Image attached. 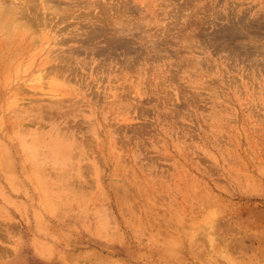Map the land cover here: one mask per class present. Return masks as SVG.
Segmentation results:
<instances>
[{
    "label": "rangeland",
    "instance_id": "1",
    "mask_svg": "<svg viewBox=\"0 0 264 264\" xmlns=\"http://www.w3.org/2000/svg\"><path fill=\"white\" fill-rule=\"evenodd\" d=\"M0 9V264H264V0Z\"/></svg>",
    "mask_w": 264,
    "mask_h": 264
},
{
    "label": "bare ground",
    "instance_id": "2",
    "mask_svg": "<svg viewBox=\"0 0 264 264\" xmlns=\"http://www.w3.org/2000/svg\"><path fill=\"white\" fill-rule=\"evenodd\" d=\"M0 18V27L5 28L4 26H6L8 29V25L10 27L9 21L12 23V19L2 9H0Z\"/></svg>",
    "mask_w": 264,
    "mask_h": 264
}]
</instances>
